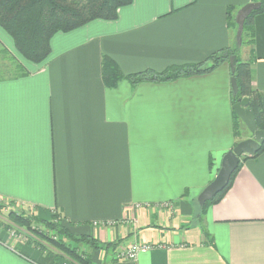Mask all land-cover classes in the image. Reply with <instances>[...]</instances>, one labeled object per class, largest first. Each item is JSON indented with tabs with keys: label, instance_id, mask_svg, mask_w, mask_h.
<instances>
[{
	"label": "crops",
	"instance_id": "1",
	"mask_svg": "<svg viewBox=\"0 0 264 264\" xmlns=\"http://www.w3.org/2000/svg\"><path fill=\"white\" fill-rule=\"evenodd\" d=\"M251 2L134 0L116 20L54 35L41 64L25 60L0 27V205L58 216L73 234L110 245L82 246L94 264H129L115 253L134 244L153 246L138 264H264V151L243 158L223 199L196 215L225 154L251 137L245 126L234 135L230 63L115 87L102 71L105 56L127 75L233 49L228 12L236 20ZM243 61L264 95V13ZM41 251L0 225V264H75Z\"/></svg>",
	"mask_w": 264,
	"mask_h": 264
},
{
	"label": "trees",
	"instance_id": "2",
	"mask_svg": "<svg viewBox=\"0 0 264 264\" xmlns=\"http://www.w3.org/2000/svg\"><path fill=\"white\" fill-rule=\"evenodd\" d=\"M134 0H0V27L13 39L16 50L27 61L34 64L43 63L51 54V40L58 33H66L79 29L95 20H116L118 11L133 3ZM259 0H253L257 2ZM262 6L254 11L245 21L243 43L247 38L251 45L255 42V16L264 13ZM230 25L238 31L234 12H228ZM231 55H236L234 49L226 48L209 55L204 61L184 66H172L165 71L156 72L147 69L138 73L124 74L112 58L105 56L102 63L103 80L108 87H115L119 81L128 80L132 85L141 82L166 83L182 77L201 75L212 72L222 63L228 62ZM251 62L238 60L235 73L238 93L232 96V104L243 98L249 99V108L254 112L258 128L264 132V95L252 86ZM22 72H17L19 76ZM23 74V73H22ZM234 113V112H233ZM243 123L234 113V135L241 137ZM264 151V143L256 156ZM239 168L232 175L227 187L213 200L202 206L218 204L232 187ZM25 214L24 212L22 213ZM11 213L14 220L22 224L35 245L42 250H50L56 256H65L75 264H94L89 254L82 252L83 245L94 251H102L110 245H100L99 241L90 235H75L72 225L59 219L45 221L34 216L24 217ZM56 218L58 216H55ZM44 224L46 231L31 228L32 223ZM57 236V239L53 235Z\"/></svg>",
	"mask_w": 264,
	"mask_h": 264
},
{
	"label": "water",
	"instance_id": "3",
	"mask_svg": "<svg viewBox=\"0 0 264 264\" xmlns=\"http://www.w3.org/2000/svg\"><path fill=\"white\" fill-rule=\"evenodd\" d=\"M261 2H251L242 7L236 16L238 25L237 40L239 45L243 42V30L246 19L254 12L261 8ZM229 63L233 73L236 71L238 57L231 55ZM231 86L234 94L238 93V83L235 77L231 78ZM233 111L248 129L251 137L244 139L236 144V146L225 154L222 160L221 168L215 179L200 193L198 202L200 206H204L207 202L213 200L221 193L229 184L232 175L239 168L242 159L254 157L261 150L264 143V132L261 131L256 123L254 112L249 108V99L243 98L233 105Z\"/></svg>",
	"mask_w": 264,
	"mask_h": 264
},
{
	"label": "rangeland",
	"instance_id": "4",
	"mask_svg": "<svg viewBox=\"0 0 264 264\" xmlns=\"http://www.w3.org/2000/svg\"><path fill=\"white\" fill-rule=\"evenodd\" d=\"M260 1L261 0H259L257 2H260ZM248 42H249V38L246 37L244 43L242 42L241 45H239V43H237L233 47L234 51L236 52V55H238V57H239V59L241 61L244 60L246 52H248V49L251 47V44L248 43ZM227 63L229 64V61ZM195 204H196V211H197L196 215H197L199 212H201L202 209H201L200 204L198 203V201ZM12 212H15L18 215H23L22 213L24 212L25 213L23 215L24 217H27V215L34 216V215H32V214H30V213H28L26 211L20 210L18 208H14V206H12L10 204L2 203L0 205V225L2 227L6 228L7 230H10L11 233H12V236L16 237L17 240L29 243L30 245L32 243L35 244L34 240H32V238L30 237L31 235L27 232L29 229H26V227H24L18 221L14 220V218L11 217V213ZM34 217L37 218L36 216H34ZM192 220H193L192 221L193 223H197V221H198L197 216H195ZM45 221H48V220H45ZM49 221L57 222L58 218L53 217ZM44 226H45L44 224L42 225V224L34 223V222L31 224V228L36 229V230H40V231H46ZM51 235H53V234L51 233ZM81 251L83 252V251H85V249L82 247ZM41 252H43V254L53 255L55 258L58 257V258H61V259H68L67 257L62 256V255L61 256L60 255L56 256L50 250H42Z\"/></svg>",
	"mask_w": 264,
	"mask_h": 264
},
{
	"label": "built area",
	"instance_id": "5",
	"mask_svg": "<svg viewBox=\"0 0 264 264\" xmlns=\"http://www.w3.org/2000/svg\"><path fill=\"white\" fill-rule=\"evenodd\" d=\"M164 206H169V204H164ZM115 222H106V223H98L95 222L94 226H112ZM55 239H57V236L55 234L53 235ZM153 246L151 245H139L134 244L128 247L120 248L118 251H116L115 255L116 258L120 261H127L129 264H138V257L139 254L143 251H148L152 249Z\"/></svg>",
	"mask_w": 264,
	"mask_h": 264
}]
</instances>
